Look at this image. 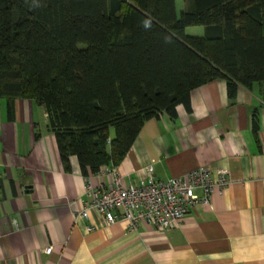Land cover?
<instances>
[{
	"label": "crops",
	"instance_id": "crops-1",
	"mask_svg": "<svg viewBox=\"0 0 264 264\" xmlns=\"http://www.w3.org/2000/svg\"><path fill=\"white\" fill-rule=\"evenodd\" d=\"M197 28L186 34L202 36ZM225 81L191 90L175 117L144 121L116 165L125 182L202 166L213 177L228 171L209 205L167 230L145 220L105 223L95 211L78 216L86 181L107 185L109 177L82 174L75 155L66 171L44 107L0 96V264H264V80L239 84L233 97Z\"/></svg>",
	"mask_w": 264,
	"mask_h": 264
},
{
	"label": "trees",
	"instance_id": "trees-1",
	"mask_svg": "<svg viewBox=\"0 0 264 264\" xmlns=\"http://www.w3.org/2000/svg\"><path fill=\"white\" fill-rule=\"evenodd\" d=\"M186 1L0 0V96L44 107L66 171L71 155L85 175L116 166L204 82L233 97L264 80V0Z\"/></svg>",
	"mask_w": 264,
	"mask_h": 264
},
{
	"label": "built area",
	"instance_id": "built-area-1",
	"mask_svg": "<svg viewBox=\"0 0 264 264\" xmlns=\"http://www.w3.org/2000/svg\"><path fill=\"white\" fill-rule=\"evenodd\" d=\"M96 173L107 175L110 180L107 185L86 181L84 204L78 216L87 218L90 211H95L105 223L123 219L130 228H136L139 220L163 230L177 226L193 206L209 205L212 193L230 182L227 170L219 169L213 177L208 167L203 166L167 179L149 174L133 182H125L113 165L103 166ZM50 249L48 246L43 250L50 253Z\"/></svg>",
	"mask_w": 264,
	"mask_h": 264
},
{
	"label": "rangeland",
	"instance_id": "rangeland-1",
	"mask_svg": "<svg viewBox=\"0 0 264 264\" xmlns=\"http://www.w3.org/2000/svg\"><path fill=\"white\" fill-rule=\"evenodd\" d=\"M125 2H128V0H123ZM184 5V0H176V8L175 10H177V13H180V8H183ZM198 26H189V30L187 33L190 34H196L199 32V29L197 28Z\"/></svg>",
	"mask_w": 264,
	"mask_h": 264
}]
</instances>
